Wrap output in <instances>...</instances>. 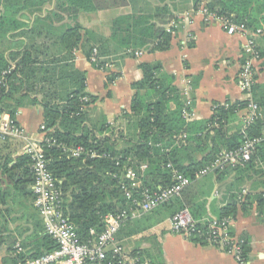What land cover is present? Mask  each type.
<instances>
[{"label":"trees","instance_id":"trees-1","mask_svg":"<svg viewBox=\"0 0 264 264\" xmlns=\"http://www.w3.org/2000/svg\"><path fill=\"white\" fill-rule=\"evenodd\" d=\"M3 1L0 5V37L11 45L0 49V72L11 64L14 68L7 74L6 85L0 91V115L7 113L15 120L19 107L26 103L39 104L47 138L66 147L81 145L98 154H109L108 157L82 155L74 158L62 146L40 142L49 171L60 181L63 212L81 240L91 237V229L96 234L104 229L103 217L106 214L127 210L128 216L116 234L130 235L150 227L148 215L154 210L171 202L173 213L188 204L177 197L150 212L132 217L130 202L121 190V184L130 183L124 176L126 167L135 171L136 179L140 181L137 189L155 190L173 182L168 163L179 172L194 177V173L220 151L235 149L244 141V123L237 111L246 106L247 100L216 104L208 119L187 121L182 116L181 93L172 85L173 78L161 73L159 63H142L139 66L142 77L132 84L135 92L130 106L134 117L131 127L136 130V137L126 140L125 146L120 147V135H116L108 124L93 125L92 129L86 126V107L95 100V96L86 92L85 73L74 68L72 63L74 48L80 47L89 59L94 47L101 56L100 49L105 43L100 41L92 47L88 40L82 38L79 24L59 23L64 16L76 17L79 12L93 10L91 0H55L53 9L46 10L44 15L42 8L50 0ZM191 4L193 9L203 5L210 12L231 17L249 29L260 28L264 42V0H191ZM112 27L114 43L132 50H161L169 46L172 38V32L166 31L164 26L143 17L124 16L116 19ZM121 32L126 33V37L118 38ZM40 37L42 39L38 41ZM259 49L260 56L264 57V44L259 43ZM253 91L255 102L260 107L256 86ZM84 97L87 101L83 100ZM183 132L187 134V144L177 145L174 137ZM245 132L247 137L260 138V141L246 163L214 173L218 182L232 177L225 183L226 203L216 211L217 217L234 218L238 209L247 212L253 203L259 214L264 216V192L258 190L261 184L257 179L264 174L263 118H257ZM17 148L20 146L15 139L0 140V214L20 213L14 216L17 218L28 213L35 220L39 214L32 205L31 159L25 153L15 155ZM142 164H145L143 170L140 169ZM247 184L248 192L240 200L241 189ZM188 208L195 219L201 217L203 203L196 201ZM34 226L35 241H38L36 247L15 258L3 257V264H16L18 259L36 257L56 248V242L44 232L41 219ZM192 240L206 243L198 238ZM13 242L14 239L9 244L10 251ZM22 245L26 247V241ZM155 247L160 251L158 241ZM247 251L244 241V254ZM143 252L137 250L129 256L143 263ZM102 264H118V255L108 252Z\"/></svg>","mask_w":264,"mask_h":264},{"label":"crops","instance_id":"crops-1","mask_svg":"<svg viewBox=\"0 0 264 264\" xmlns=\"http://www.w3.org/2000/svg\"><path fill=\"white\" fill-rule=\"evenodd\" d=\"M54 3L55 0H50L42 8V15L46 10L53 9ZM91 6L93 10L79 12L76 17L64 16L59 22L64 25L79 24L82 38L88 40L92 47L100 41L105 43L100 49L102 59L96 63L98 67L85 57L80 47L72 50L74 68L85 73L86 92L95 96V100L86 107L85 124L88 128L92 129L93 125L101 123L108 124L116 131V135H120V147L124 146L126 140L135 139L136 130L131 127L134 117L130 111L131 98L135 92L132 84L142 77L139 67L142 63H159L161 73L173 78L172 85L181 93L182 103L186 98L190 99V120L208 119L215 105L226 101L248 98L255 101L253 87L256 86L264 122V57L255 63L254 83L249 93L241 88L239 82V71L246 56L243 50L246 41L244 35H229L215 22L204 23L196 11L200 6L193 9L191 0H91ZM124 16L143 17L164 27L175 19L178 27L172 31L168 47L161 50H132L116 45L112 37L113 22ZM126 35L121 32L117 37ZM259 43L264 44L262 37L258 38V49ZM135 51H141V54L136 55ZM186 88L187 95L183 93ZM38 97L41 95L38 94ZM237 115L241 118L240 114ZM15 121L28 133L35 137L41 136L43 116L39 104L26 103L19 107ZM19 153L20 148H17L15 155ZM231 178L218 182L216 175L211 174L197 179L179 199L188 203L184 207L188 210V205L193 202L203 203L202 215L196 218L198 220L208 215L217 217L216 211L226 203L225 183ZM257 179L261 184L258 190L264 192V174ZM172 204L170 202L150 213L148 223L151 225L143 232L116 234L114 244L107 250L110 252L117 246L125 257L143 250L142 264H240L231 253L173 232L170 219L178 210L172 213ZM19 214H0V264H3V257L15 258L13 253L17 243L24 250L35 248L38 243L35 241L34 225L41 219L40 216L37 215L35 220L28 213L14 217ZM41 223L43 226L42 219ZM230 231L247 243L245 264H264V216L259 214L255 203L247 212L237 210ZM13 239L11 248L14 249L10 251L8 248ZM23 241H26V247H23ZM157 241L160 251L155 247Z\"/></svg>","mask_w":264,"mask_h":264},{"label":"built area","instance_id":"built-area-1","mask_svg":"<svg viewBox=\"0 0 264 264\" xmlns=\"http://www.w3.org/2000/svg\"><path fill=\"white\" fill-rule=\"evenodd\" d=\"M196 11L202 16L204 23L215 22L229 35L241 34L246 37L243 46L246 56L239 71V82L241 88L249 93L254 83L255 63L261 59L257 41L262 34V30L260 28L249 29L244 23H236L231 17L210 12L203 5ZM176 27H178V21L173 19L165 28L166 31L172 32ZM134 54L139 55L141 51H135ZM101 59L102 57L99 55L97 48L94 47L89 61L98 63ZM12 68H14L13 64L0 72V91L5 87L6 76ZM183 93L185 95L188 94L187 88L184 89ZM83 100L87 101V98L84 97ZM189 106L190 99L186 98L181 112L183 118L187 121L191 118ZM237 114H240L244 123L242 129L244 141L242 144L235 149L220 151L212 161L196 171L194 177H189L179 172L172 164L168 163L167 167L171 169L173 178V182L170 185L158 187L155 190L144 187L137 189L140 186V181L136 179L135 171L131 167H126L124 176L129 179L130 183L121 184V190L124 197L130 202V215L132 217L139 216L168 203L174 198L180 197L184 189L196 179L246 163L260 138L247 137L245 129L257 118H261L262 112L258 104L248 98L246 106L238 110ZM46 131L45 126L41 124L40 132L42 134L40 133L41 136L35 137L25 131L15 120H12L7 113L0 115V140L6 138L18 140L20 152L30 156L32 205L42 219L44 232L57 244L56 248L49 252L36 257L18 259L16 264H102L106 254L109 252L107 250L108 247L114 244L116 233L128 216L127 210L106 214L103 217L104 229L98 234L94 232V229H91V237L87 240H81L74 225L63 212L60 181L49 171L48 160L40 147V142L46 141L51 145L62 146L74 158L82 155L108 157L109 154H98L94 150L81 145L66 147L62 143L57 144L54 139L46 137ZM174 138L177 145L187 144V134L184 132ZM144 168L145 164L140 165L141 170ZM247 192L248 189L243 187L239 194V199L241 200L242 196ZM231 224L232 218L230 216L214 217L208 215L200 220L195 219L187 208L180 209L170 219V227L173 232L190 239H202L223 251L231 253L240 264H245L244 240L238 239L231 233ZM24 251L22 246L17 243L13 254L18 256ZM110 252L118 255V264H142L138 262L136 257H125L117 246H114Z\"/></svg>","mask_w":264,"mask_h":264},{"label":"rangeland","instance_id":"rangeland-1","mask_svg":"<svg viewBox=\"0 0 264 264\" xmlns=\"http://www.w3.org/2000/svg\"><path fill=\"white\" fill-rule=\"evenodd\" d=\"M2 2H4L3 0H0V5L2 4ZM5 35H7L6 34V32H5ZM11 45V43H8V42H6V40H5V38H1L0 37V49H4V48H6V47H9ZM15 142H16V144H18L19 143V141L18 140H15ZM124 142V141H123ZM121 143V142H120ZM126 144V143H125ZM125 144L123 143V145L125 146ZM211 175V174H210ZM209 176V175H208ZM202 178V177H201ZM204 178V177H203ZM197 183H199V182H197ZM246 186H248V184L246 185Z\"/></svg>","mask_w":264,"mask_h":264}]
</instances>
